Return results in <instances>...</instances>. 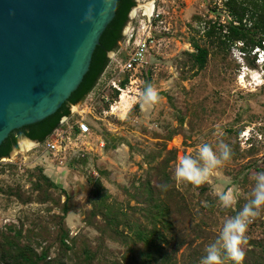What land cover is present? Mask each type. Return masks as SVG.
<instances>
[{"label": "rangeland", "instance_id": "1", "mask_svg": "<svg viewBox=\"0 0 264 264\" xmlns=\"http://www.w3.org/2000/svg\"><path fill=\"white\" fill-rule=\"evenodd\" d=\"M221 6L222 0H154L149 23L143 7L136 8L128 36L81 102H95L90 144L53 156L37 143L0 160V264H26L29 250L47 254L38 264H200L225 220L250 199L253 173L264 171L260 56L244 57L237 48L225 56L212 53L201 71L191 60L192 41L206 45V21H224ZM131 35V41L150 36L153 42L138 80L130 83V73L119 69ZM148 84L160 99L142 110ZM120 95L123 103L113 112ZM220 141L233 154L207 182L176 181L182 157ZM229 191L237 202L226 209L218 194ZM246 238L243 264H264V210Z\"/></svg>", "mask_w": 264, "mask_h": 264}, {"label": "water", "instance_id": "2", "mask_svg": "<svg viewBox=\"0 0 264 264\" xmlns=\"http://www.w3.org/2000/svg\"><path fill=\"white\" fill-rule=\"evenodd\" d=\"M153 2L136 0L123 39L136 8L143 7L149 23ZM117 4L118 0H0V147L12 132L42 122L69 100L89 71ZM80 104L71 106L70 114ZM36 144L19 138L7 159Z\"/></svg>", "mask_w": 264, "mask_h": 264}, {"label": "trees", "instance_id": "3", "mask_svg": "<svg viewBox=\"0 0 264 264\" xmlns=\"http://www.w3.org/2000/svg\"><path fill=\"white\" fill-rule=\"evenodd\" d=\"M135 5L133 0H118L116 15L102 34L99 45L94 51L89 71L78 89L54 115L40 123L12 132L0 147V160L9 157L21 137L38 143L45 142L59 127L62 119L70 116V107L84 101L92 93L109 64L107 53L116 51L118 43L123 40L122 30ZM216 10H218L217 5L212 11L215 13ZM220 10L225 14L224 21L208 19L205 23L203 38L206 45L202 46L196 40L191 43L194 52L190 56L198 71L206 67L212 53L225 56L237 48L244 57H256L259 51L264 50V0H222ZM194 19L201 20L198 16ZM126 82L125 80L122 86H125ZM62 212L65 216L68 213L67 208L64 207ZM158 239L161 240L160 235ZM62 244H64L63 238ZM24 254L23 262L26 264H38L37 261H44L47 258L46 253L37 257L30 250ZM148 257L152 258V255L149 254ZM149 261L146 260V262ZM9 262L14 264L13 260Z\"/></svg>", "mask_w": 264, "mask_h": 264}, {"label": "clouds", "instance_id": "4", "mask_svg": "<svg viewBox=\"0 0 264 264\" xmlns=\"http://www.w3.org/2000/svg\"><path fill=\"white\" fill-rule=\"evenodd\" d=\"M140 99L142 110H147L158 103L160 97L157 90L148 84L141 92ZM232 154V148L223 141L218 142L215 149L213 145L203 143L198 146L195 156L186 155L180 159L174 171L175 179L199 187L229 161ZM252 179L254 187L250 199L235 216L225 220L216 240L206 247L200 264H243L248 227L264 210V171L253 173ZM160 188L166 190L167 185H160ZM218 195L223 208H231L237 202L231 191Z\"/></svg>", "mask_w": 264, "mask_h": 264}, {"label": "built area", "instance_id": "5", "mask_svg": "<svg viewBox=\"0 0 264 264\" xmlns=\"http://www.w3.org/2000/svg\"><path fill=\"white\" fill-rule=\"evenodd\" d=\"M159 14L156 13L152 18H158ZM152 39L150 36L135 39L129 42L127 45L130 47L125 60L120 65V73H130L129 82L132 79L138 80L136 74H138L143 67L145 57L148 50L151 48ZM119 84V83H118ZM114 89L121 92L120 84L112 82ZM112 110V107H111ZM95 113L94 100L85 101L80 104L79 111L76 114L68 116L58 128H56L52 134L41 143L39 146L43 148V152L51 154L53 156L67 155L72 152H77L80 146H88L90 143L87 139L92 137L93 131L91 126L93 121L98 120ZM105 114V112H102ZM97 144L100 148H104L105 142L101 138L97 137Z\"/></svg>", "mask_w": 264, "mask_h": 264}, {"label": "bare ground", "instance_id": "6", "mask_svg": "<svg viewBox=\"0 0 264 264\" xmlns=\"http://www.w3.org/2000/svg\"><path fill=\"white\" fill-rule=\"evenodd\" d=\"M147 1H150V0H147ZM124 90L122 89L121 92H123ZM123 99H124V96L123 95H120L119 96V101L116 102V104L114 106H112V111H116L118 106L121 105L123 103ZM33 147V146H32ZM32 147H28V148H25V149H22L23 151H28L30 150Z\"/></svg>", "mask_w": 264, "mask_h": 264}, {"label": "flooded vegetation", "instance_id": "7", "mask_svg": "<svg viewBox=\"0 0 264 264\" xmlns=\"http://www.w3.org/2000/svg\"><path fill=\"white\" fill-rule=\"evenodd\" d=\"M133 1L136 3V0H133ZM131 11H132V10H131ZM131 11H130V12H131ZM129 20H130V13H129V15H128V21H129ZM127 23H128V22H127ZM126 25H127V24H126ZM126 25H125V27H126ZM125 27L123 28L122 33H121L122 38H123V36H124V35H123V32H124ZM119 43H120V42H119ZM119 43H118V44H119ZM112 52H113V51H110V52L107 53V57H108V58H109V54L112 53ZM37 143H38V142H37Z\"/></svg>", "mask_w": 264, "mask_h": 264}]
</instances>
